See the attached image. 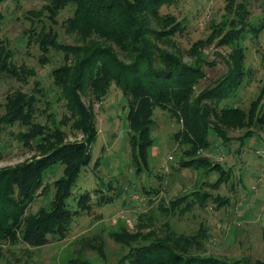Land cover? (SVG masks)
<instances>
[{"label":"rangeland","instance_id":"obj_1","mask_svg":"<svg viewBox=\"0 0 264 264\" xmlns=\"http://www.w3.org/2000/svg\"><path fill=\"white\" fill-rule=\"evenodd\" d=\"M241 1L246 9L241 15L227 10L226 0H174L159 8L161 17L171 16L177 23L174 26L161 22V18L147 17V24L157 31L170 30L149 35L155 48L174 53L184 63L200 65L204 75L193 85L189 98L213 85L229 67L236 68L235 62L241 64L244 75L236 91L203 100L210 108V120L222 125L226 139L210 132L209 148L192 151L180 142L182 133L174 136L181 132L182 119L157 106L153 110L154 142L147 149V167L137 173L127 140L126 96L111 85L107 94L96 100L85 84L80 96L91 113L96 136L89 147L90 161L81 167L66 199L67 207L77 213L62 237H50L45 244L30 245L21 239L0 241V264L114 263L130 246L154 238H165L199 255L264 259V123L230 125L219 116V111L227 107L248 112L250 102L257 97L254 115L264 109V27L257 34H239L236 29L240 24L236 18L232 20L233 16L241 17L247 28L264 24V0L234 3ZM46 2L0 1V47L9 51L16 68L28 69L20 79L0 74V168L37 157L57 141L51 137L47 144L37 137L23 144L20 134L28 127L4 118L6 96L15 92L31 98L33 121L48 130H61L60 141L84 139L74 125L62 89L53 83L51 75L54 67L69 63L72 57L50 47L44 61L34 39L40 30L52 29L57 41L71 45H102L106 41L67 31L64 20L71 15V7L52 17L44 8ZM117 54L122 56L119 51ZM38 142L43 146H36ZM201 156L222 169L179 164L183 159L198 160ZM62 167L56 164L47 171V190L35 197L27 213L49 206L53 181L62 175ZM214 182L219 184L211 186ZM194 189L210 195L205 203L196 200L186 209V201L196 198ZM84 192L88 193V204L80 207L77 199ZM215 196L219 200H214ZM179 197L186 199L172 205Z\"/></svg>","mask_w":264,"mask_h":264},{"label":"trees","instance_id":"obj_2","mask_svg":"<svg viewBox=\"0 0 264 264\" xmlns=\"http://www.w3.org/2000/svg\"><path fill=\"white\" fill-rule=\"evenodd\" d=\"M173 1L47 0L44 4L52 17L70 6L71 15L64 20L66 30L83 38L92 35L106 43L85 46L62 43L57 41L56 33L52 29H42L35 35L34 40L44 54L42 60H47L46 52L50 47L60 49L72 57L69 63L54 67L51 75L53 83L62 89L67 107L75 118L74 125L82 132L84 139L60 141V129L48 130L32 120L34 106L30 97L27 98L22 92L6 96L5 121L18 120L28 127L27 132L20 134L23 144H29L30 140L37 137L47 144L51 137L57 141L37 157L0 168V241L15 242L21 239L30 245L45 244L50 237H62L77 213L67 207L66 199L81 167L90 161L89 147L96 136L91 113L80 96V89L85 84L91 88L96 100H101L111 85L118 87L126 96V117L129 124L127 140L131 163L137 173L147 167V149L154 142L151 135L153 110L157 106L182 119L181 132L177 131L174 136L182 133L180 142L187 144L192 151L209 148L210 132L226 139L222 125L210 120V108L203 100L210 101L217 96L223 97L236 91L243 78L244 69L239 62H235L236 68L229 67L213 85L189 98L193 85L204 75L200 65L184 63L174 53L155 48L149 38V35H157L159 31L170 30L162 28L157 31L147 24V17L161 18V22L171 23L172 26L177 24L173 23L171 16L161 17L159 14L160 6ZM225 8L233 10L235 15L244 14L246 10L244 2L234 3V0H226ZM234 18L240 24V28L236 29L239 34L242 31L257 34L264 27L261 24L259 27L247 28L248 23L241 17L233 16L232 20ZM118 51L122 56L117 54ZM9 57V51L0 47V74L20 79L28 69L23 66L16 68ZM257 105L258 97L250 102L248 112L238 107H227L222 108V112L219 111V116L224 117V122L230 125L248 122L252 125L257 124V121L264 123V109L260 115H254L257 113ZM231 115L235 119H231ZM252 118L256 120L252 121ZM41 144L38 142L35 145L41 147ZM56 164L63 165L62 175L53 181L54 193L49 206L27 213V208L35 197L46 192L44 176ZM179 164L187 168L209 166L208 169H222L219 164H211L202 156L198 160L183 159ZM219 182L211 183V186H216ZM192 195L196 198L186 201V209L196 200L200 204L205 203L210 194L201 195L194 189ZM87 196L88 193L84 192L78 197L77 203L80 207L88 204ZM219 198L215 196L214 200ZM185 199L176 198L172 205ZM73 264L80 263L74 261ZM104 264H264V259L248 261L199 255L177 247L165 238H154L130 246L118 261Z\"/></svg>","mask_w":264,"mask_h":264}]
</instances>
